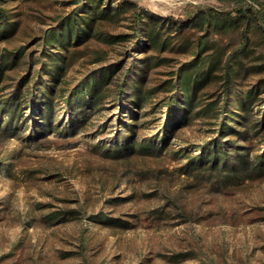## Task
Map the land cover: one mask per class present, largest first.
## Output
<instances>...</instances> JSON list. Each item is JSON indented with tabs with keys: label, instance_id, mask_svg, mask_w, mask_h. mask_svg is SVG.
<instances>
[{
	"label": "rangeland",
	"instance_id": "1",
	"mask_svg": "<svg viewBox=\"0 0 264 264\" xmlns=\"http://www.w3.org/2000/svg\"><path fill=\"white\" fill-rule=\"evenodd\" d=\"M0 15V107L20 102L0 108V264H264L253 15L219 0H0ZM69 17L81 34L47 43Z\"/></svg>",
	"mask_w": 264,
	"mask_h": 264
},
{
	"label": "trees",
	"instance_id": "2",
	"mask_svg": "<svg viewBox=\"0 0 264 264\" xmlns=\"http://www.w3.org/2000/svg\"><path fill=\"white\" fill-rule=\"evenodd\" d=\"M221 4H223L230 12H234L238 15H245L250 14L255 17V19L259 22V24L264 28V0H219ZM200 9L199 6H195L193 9H187L186 15L188 18H192L195 16V14ZM0 18L4 19V21H7V19L3 18L2 15H0ZM8 23V22H6ZM80 28V29H79ZM6 30V27L0 29V31ZM81 27H77V23L73 21L72 17H69L62 21L59 25V28L56 32H53L49 38L47 39V43L50 41H53L52 46L59 45L60 47L65 46V44H70L73 40V37H78L79 34H81ZM87 36L88 33H85ZM77 41V40H76ZM78 91V90H77ZM76 91V92H77ZM86 89L84 91H81L80 95H82V98H80L79 104H82L85 97L94 99L96 95H94V90L88 91V93H85ZM121 93L123 90L120 91ZM78 95V96H80ZM19 98V97H18ZM18 98H14L11 101H7L4 103V107L1 108V112L9 111V109L14 108L15 111H18L20 108V102L18 101ZM2 103H0L1 106ZM14 119V116L8 121V126H11L12 121ZM214 152H218L217 147H213L212 149ZM209 152H204L201 156V158L206 157ZM216 167L215 160L212 162V168Z\"/></svg>",
	"mask_w": 264,
	"mask_h": 264
}]
</instances>
